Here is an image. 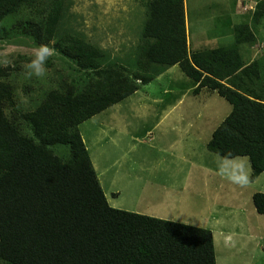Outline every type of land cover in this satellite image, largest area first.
<instances>
[{
  "label": "trees",
  "instance_id": "trees-1",
  "mask_svg": "<svg viewBox=\"0 0 264 264\" xmlns=\"http://www.w3.org/2000/svg\"><path fill=\"white\" fill-rule=\"evenodd\" d=\"M66 0H0V21L22 6H43L42 14L21 24L23 34L44 49L51 46ZM142 32L151 41L141 48L157 71L148 83L175 64L202 87L217 91L232 104L231 112L213 132L208 148L225 157L246 156L251 180L264 171V95L246 83L254 75L244 67L238 45L247 43L236 27L234 47L189 54L184 0H149ZM253 21L264 17V0ZM3 30V28H0ZM64 56L81 62L98 51L83 43L67 45ZM257 64H253L255 66ZM120 73H118L119 75ZM120 76V75H119ZM261 76L258 74V80ZM264 77V76H263ZM101 82L102 93L89 91L70 98L52 92L27 118L40 143L21 135L2 107L10 98L0 84V260L6 264H217L213 231L180 221L127 211L109 204L79 125L124 100L140 88L127 77ZM228 79V84L222 80ZM67 144L63 160L52 148ZM264 215V191L253 194ZM264 253V247H263Z\"/></svg>",
  "mask_w": 264,
  "mask_h": 264
},
{
  "label": "rangeland",
  "instance_id": "rangeland-1",
  "mask_svg": "<svg viewBox=\"0 0 264 264\" xmlns=\"http://www.w3.org/2000/svg\"><path fill=\"white\" fill-rule=\"evenodd\" d=\"M259 1L240 0L237 6L236 0H185V12L189 54L193 51L237 46L236 27L243 24L250 27L249 33L246 28L243 30L247 43L238 45V49L243 62L254 70L247 88L264 95V17L261 21H253ZM148 2L149 0H66L56 34L47 49L37 46L31 37L23 34L21 26L42 14L43 6L24 5L13 16L0 21V28H3L0 29V84L8 86L11 91L10 98H3L2 107L10 123L21 135L40 143L26 114L42 105L52 92L70 98L80 97L89 91L102 93L104 89L100 86L103 81L124 78L125 75L137 86L141 84V80L157 71L155 64L148 63L144 53H141V48L148 47L151 42L142 37L148 18ZM246 5L253 7L247 9ZM73 43H85L95 48L98 54L81 62L64 56L62 50ZM253 64L257 65L252 66ZM178 72H181L182 79ZM258 74L261 76L259 80ZM171 82L174 89L181 87L188 93L184 103L173 112L178 113L180 107L185 108L190 101L197 102L192 93V86H195L196 81L181 69L174 68L164 76L142 85L140 92L146 95L145 98L139 100L138 96L133 95L113 105L106 113L96 114L95 119L80 125V132H88V142L93 143L99 135L112 138L102 141L100 149L98 144L92 145L90 158L92 156L100 164L97 165V172L104 189L109 191L117 187L122 190L118 196L108 192L109 201L114 207L196 226H202L201 219L210 215L214 218L209 222L208 228L211 229L213 225L221 227L222 231L233 229V226L247 221L251 212H256L249 191H264V172L252 181V169L244 159L246 156L225 158L214 152L211 154L207 149L200 151L196 141H189L188 148L180 152L171 150L167 142L172 140L173 143L178 131L171 129L175 125L174 120L171 119L169 123L172 125L160 124L153 127V123L163 119V107L156 104L153 97H161L164 88ZM219 96L215 93L214 101L224 102L225 108L231 111L232 105ZM143 105L152 111L147 118L140 115L145 109ZM118 111L122 114H118ZM110 114L117 116V121L126 124L127 136L123 133L117 136L107 135L104 128L94 123L99 120L108 123L111 118L107 115ZM150 122H153L152 125ZM166 130L169 133L165 134ZM113 138L121 139L120 146H112ZM142 142L152 144L154 149L146 148ZM52 148L63 160L70 156L67 144L59 143ZM183 150L190 168L183 160ZM119 153L125 155L118 165H113L112 162L121 155ZM205 153L211 154L206 159V170L199 165L201 156ZM107 163H110L108 167ZM116 169L115 185L108 184ZM138 179L142 182L138 183ZM216 184L222 185L218 191L214 189ZM248 185L251 188L248 190V198L241 201V194ZM231 188L232 193L228 190ZM166 190H170V193ZM224 191L226 194L221 196ZM246 192L245 190L244 196ZM215 194L219 196L216 197ZM229 196L240 206L251 205V211L234 206L236 213L240 211L241 215L238 216L239 212L234 216L229 215L224 209L220 215H213L210 201L213 199L227 203ZM254 214L256 216L257 213ZM230 221L234 222L232 226ZM261 227L264 228V223ZM250 234L249 239H264L263 229H253ZM227 241L226 233L222 237L219 234L215 236L217 264H264L261 251L257 249L251 253L249 240L241 241L237 249L233 245L228 246ZM0 264L6 263L0 260Z\"/></svg>",
  "mask_w": 264,
  "mask_h": 264
},
{
  "label": "crops",
  "instance_id": "crops-1",
  "mask_svg": "<svg viewBox=\"0 0 264 264\" xmlns=\"http://www.w3.org/2000/svg\"><path fill=\"white\" fill-rule=\"evenodd\" d=\"M239 1L240 0H236V5L237 6H238V2ZM230 2H231V4L233 3L232 1H230ZM184 4H185V0H184ZM210 4H213V2H211ZM252 7H253L252 5H246L247 9L248 8L250 9ZM186 28H187V17H186ZM188 43H189V38H188ZM248 65H249L248 63H244L243 66L246 67ZM174 68L175 69H181L179 64H175V65L170 66V67H168L166 69H163L160 72L159 75H157V76L155 75L156 77L154 79H156L157 77H160V76H164L165 74H167L170 71L174 70ZM178 73H179V78L182 79V75L180 74L181 72H178ZM242 79L243 80L245 79L246 83L241 82L238 79H237V82L240 83V85L243 86V87H248L249 84L247 82L249 81V78L247 77V75H242ZM153 80L151 79L148 83L152 82ZM222 82L225 83V84H228L227 83L228 79L226 78L225 80H222ZM148 83H145V84H148ZM145 84L141 83L140 84V88L137 89L134 93H132L128 97H126L125 99H127V98H129V97H131L133 95L134 96H138L139 100H141L142 97L145 98L146 95L145 94H141L143 92H140V90L142 88V85H145ZM197 86H198V82L196 81L195 86H192V93H193V98L198 103L190 101L185 108H182V106H181L180 107V111L178 113L177 112L175 113V112H173L174 109L184 103V99L188 95V93L184 92L183 88H181V87H177L176 86L177 88H179V90L177 88L174 89V85H172V82L169 83L168 86L164 88V91H163V94L161 95V97H153L154 102L156 104H158V105L163 107V113H162L163 114V116H162L163 119L160 120L157 123L150 122V124L152 125V123H153L154 124L153 125L154 128L158 127L160 124L161 125L162 124H164V125L168 124V126H169V125H172V124H169V123H170L171 119H173L174 122H175V125L172 126L171 129L172 130H178V131H177V134H176V138L173 140V143H172V140H168V142H167V144H168V146H170L171 150L174 149V150L180 152L182 149H185L187 147L189 141L191 143H192V141H196V142H198L200 151H204L205 149H207L208 151H210L209 153L212 154L213 151H211L208 148V143H209L210 139L212 138V135H213V132L215 131V129L220 125V123L226 118V116L231 111H229L228 108L227 109L225 108L224 102L214 101V98H215L214 94L216 93V95H218V96L220 95L217 91L210 90V89H208L206 87H202L198 92H195L194 90H195V88ZM169 88H170V90H168ZM221 97H223V96H221ZM115 104H117V103H115ZM143 106L145 107V109L140 115H141V117H146L147 118L152 111H150V109L146 105H143ZM111 107H109V108L97 113V115L100 114V113H106V111H108V109H110ZM207 109H210V111H208ZM153 110H154V107H153ZM118 114H122V113L120 111H118ZM176 115H178V118L176 117ZM96 116L94 115L93 117H91L90 119H88L86 121H90V120H92V118L95 119ZM107 116L109 118H111L108 121V123H106L104 120H99L98 122H94V123L97 126H99L100 128H104V132L107 135L110 134L112 136H117V135H122V133L125 136L128 135V131L126 130V124L123 123V121L122 122L121 121H117V118H116L117 116H115L113 114H110V115H107ZM86 121H84V122H86ZM84 122H82V123H84ZM80 125H79V128H80ZM108 126H109V128H108ZM83 127H86V125L83 126ZM149 130H151V129H149ZM110 132H112V133H110ZM164 132H165V134L169 133V131H167V130L164 131ZM81 135L83 137V140H84L85 145H86V147H87L89 152L91 151V146L92 145L98 144V148L100 149V146H102V144H101L102 141H108V140L112 139V138H108V137L103 136V135H99L97 137V139L93 143H91V141L90 142L87 141V137H88L87 130H86V133H85L84 130H82L81 131ZM132 137H133V135L130 136L131 139H132ZM120 141H121V139L116 140L115 138H113V145L112 146H114V147L120 146ZM162 143H164V142H162ZM142 144L145 145V147L148 148V149H154V146L152 144L148 143V142H142ZM114 147H109V148L114 150V151H116L117 149L114 148ZM202 149H204V150H202ZM209 153H205L204 155L201 156V161H200L201 164H199L205 170H206V167H207L206 159H207L208 156H211V154H209ZM119 154H121L119 156L120 159L116 158L112 162L113 165L115 163H117V165H118V163L121 161V157H123L125 155L123 153H119ZM182 154H183L184 162L188 163L186 161V158H185V155H184L185 154L184 150H183ZM107 155L109 156L111 154H107ZM91 159H92L93 166H94V168H95V170L97 172V165L100 166V164H98L96 161H94L92 156H91ZM244 159L250 165L248 157H244ZM109 164L110 163H107L106 167H108ZM190 167H191V165L189 166V168ZM122 169H124L125 173H127V171L125 170V167H123ZM117 172L118 171L116 169L115 172H114L113 177L110 179L108 184H114L116 182V180H117ZM212 172H214V171H212ZM125 173H123V174H125ZM97 174H98V177H99L100 174L98 172H97ZM123 174H121V176H123ZM205 177L207 178L208 176H206V174H205ZM99 180H100V183H101V177H99ZM255 180L256 179H254L252 181H255ZM137 181H138V183L142 182L139 179ZM143 184H144V186L146 185L144 181H143ZM101 186L103 187L102 183H101ZM221 186H222L221 184L220 185L216 184L214 186V189L216 191H218L219 187H221ZM143 189H144V187L141 189L142 193H143ZM249 189H251V188H249V185H248V186H246V189L243 190V192L241 194L242 196L240 197L241 201L245 200L246 198H248V190ZM260 189L263 190L262 188H260ZM103 190H104L106 198H107V200H108V202H109V204L111 206H113V205L109 201V198H108V196H109L108 194L109 193L108 192L111 191L112 195H117V196L122 193V190L117 188V187H114L113 190L109 189V191H106L104 189V187H103ZM228 190H230L231 193L233 192L232 188L228 189ZM245 190L247 191L246 192V196H244V191ZM166 191L168 193H170V190H166ZM221 191H223V190H221ZM255 192H256L255 190H252L251 192L249 191L250 198H253V193H255ZM231 193H229V195H231ZM221 194H222L221 196H223L224 194H226V192L224 191ZM215 195H216V197L219 196L218 194H215ZM147 196H148V194H147ZM224 197L227 198V196H224ZM242 197H243V199H242ZM252 202H253V200H252ZM234 206L239 208V209L241 208L242 210H245V211L246 210L247 211H251V209H250L251 205H249L248 207L247 206L245 207L242 204V206H240L239 203L236 204V202H234V200L231 199V196H229L227 203L219 202V201L213 200V199H212V201H210V207H213L211 210H214V214L213 215H217V216L221 214V210H223V209L225 211H228L229 215H233L234 216L238 212H239L238 216L241 215L240 211H237V213H236V210H235ZM207 208H208V206H207ZM253 211H254V209H253ZM209 213L211 214V212H209ZM254 213H257L256 216H255ZM254 213L251 212L250 213V218L247 221L243 222L242 224L239 223V225L233 226L232 227L233 229H226L228 231H226V230L222 231V230H220L221 227H215V226L212 225L211 230L213 231L214 244H215V236H218V234H219V236L222 237V234L225 235V233H226L227 234V240H228L227 241V245L228 246H232L233 245L237 249L238 246L240 247L241 241L243 242L244 239L245 240H249L251 253H253L255 250L258 249L259 251L262 252V255H263L262 259H264V253H263L264 239H263V241L260 238H257V240L249 239V236L251 235L250 232L253 229H263L264 230V228L261 227L262 223H264V220H263L264 215L258 213L257 210ZM141 214H143V213H141ZM200 214H202V213H200ZM253 215L255 216L254 218H253ZM212 218H214V216H210L209 215L207 217L206 216L203 217L201 219V222L203 223L202 227L209 226V222H211ZM233 223H234L233 221H230V225L231 226L233 225ZM236 227H237V229H235ZM236 231H238V232H236ZM246 243L247 242H245V244ZM253 246H255V247H253Z\"/></svg>",
  "mask_w": 264,
  "mask_h": 264
}]
</instances>
